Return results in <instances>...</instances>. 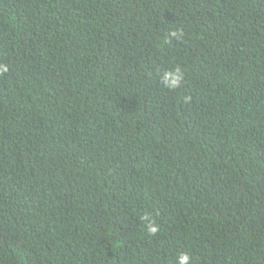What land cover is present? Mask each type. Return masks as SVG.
Instances as JSON below:
<instances>
[{
  "label": "trees",
  "instance_id": "obj_1",
  "mask_svg": "<svg viewBox=\"0 0 264 264\" xmlns=\"http://www.w3.org/2000/svg\"><path fill=\"white\" fill-rule=\"evenodd\" d=\"M0 65V264H264V0H0Z\"/></svg>",
  "mask_w": 264,
  "mask_h": 264
},
{
  "label": "clouds",
  "instance_id": "obj_2",
  "mask_svg": "<svg viewBox=\"0 0 264 264\" xmlns=\"http://www.w3.org/2000/svg\"><path fill=\"white\" fill-rule=\"evenodd\" d=\"M173 36L176 38H180V33H172ZM8 68L6 65H0V73L7 72ZM160 81L163 84V86L169 90H175L178 87H180L182 81H183V75L180 72L179 69L169 70L163 72V74L160 77ZM157 227L153 226L152 224L148 225V231L151 234L157 233ZM190 256L188 254H183L179 258V264H189L190 262Z\"/></svg>",
  "mask_w": 264,
  "mask_h": 264
}]
</instances>
